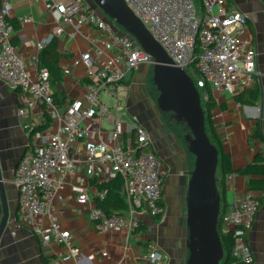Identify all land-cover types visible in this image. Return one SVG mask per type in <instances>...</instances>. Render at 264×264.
<instances>
[{"label": "built area", "instance_id": "obj_1", "mask_svg": "<svg viewBox=\"0 0 264 264\" xmlns=\"http://www.w3.org/2000/svg\"><path fill=\"white\" fill-rule=\"evenodd\" d=\"M126 1L165 48L174 64L187 71L195 61L201 87H205L202 101L209 98L207 85L212 93L216 89L234 92L240 74L244 75L242 83L245 86L253 82L254 75H259L258 47L249 33V16L228 7L227 0H202L204 12L196 0ZM48 5L60 14L64 22L74 27V36L84 25H91L104 33L102 38L94 39L92 48L83 51L75 60L76 64L85 66L87 91L82 97L60 104L54 97L49 70L40 67L32 73L28 69L13 43L15 27L9 21V0H0V78L12 88L29 94L34 104L42 107V115L47 113L50 118L49 130L44 135L40 134L39 141L27 149L15 169L19 218L30 224L39 235L52 233L55 241L65 249L63 261L82 264V249L74 243L70 230L62 228L54 219H51L47 230L35 220L42 212L51 213L52 198H62L60 190L64 186L65 175L74 167L75 159L71 154L74 143L86 139L82 161L88 176L95 175L99 166L106 163L114 171L113 178L118 174L123 177L129 212L125 215L108 214L103 208L93 206L90 216L99 231L135 229L139 224L136 212L142 207L154 216L163 217L162 186L166 174L163 157L149 147V133L136 115L132 116L133 136L126 143L121 142L126 131L125 122L100 98V93L106 92L119 109L130 92V74L145 65L154 64V57L131 34L118 29L111 19L86 0L67 3L49 0ZM61 31L62 27L56 34ZM44 46V41L39 43V49ZM38 59L36 56L35 61ZM65 71L69 72L68 69ZM19 113L24 115L26 110L20 108ZM95 118L112 124L107 127L99 123L95 127L94 131L100 137L98 142L90 139L92 127L86 125ZM106 134L113 143L105 138ZM106 193V189L99 190V197L103 199ZM77 200L87 204L89 193L85 190ZM259 204V197L248 192L241 199L227 203L224 212L220 213L223 229L234 233L235 254L244 264L254 263L247 232L255 221ZM146 261L147 264H166L157 248H151Z\"/></svg>", "mask_w": 264, "mask_h": 264}, {"label": "crops", "instance_id": "obj_2", "mask_svg": "<svg viewBox=\"0 0 264 264\" xmlns=\"http://www.w3.org/2000/svg\"><path fill=\"white\" fill-rule=\"evenodd\" d=\"M55 1L67 3L71 0ZM48 3L49 0H9V21L15 27L13 43L16 50L32 73L40 68L42 49H39V43L44 41L47 45L54 36L58 38L59 66L64 74L59 82L53 84L52 89L58 96L57 102L61 104L82 97L87 91L85 66L82 63L76 64L75 60L80 58L83 51L92 48L94 39L102 38L104 33L91 25H84L74 36V27L64 22L59 13L49 8ZM227 5L249 16L248 28L257 43L260 73L254 75L253 82L246 86L242 83L244 75L240 74L234 92L219 89L213 91L218 103L212 114L213 125L232 166V172L226 175L224 189L220 188L222 203L225 204L241 199L248 192L259 198L264 197V192L249 189V180L256 175L241 171L259 154L264 156V1L227 0ZM60 27L61 33L56 34ZM36 56H39L37 62ZM67 69L69 72L65 71ZM148 69V66H143L130 74V92L124 100V108L129 111L131 118L136 115L146 127L150 137L149 147L155 149L165 161L163 217L157 219L147 208L142 207L137 210L136 218L146 229L142 225V230L99 231L91 219L90 211L96 205L99 184L112 180L114 171L109 164L104 163L95 175L88 176L82 161L86 139L74 143L71 148L74 167L65 175L64 186L60 190L62 198H52L51 213L42 212L35 220L47 230L51 219L56 220L62 228L70 230L74 243L82 249V264H147L146 255L151 248H157L163 254L166 264L187 263L189 230L185 192L190 166L179 135L160 121L161 113L146 96L143 82ZM249 87L259 90L257 102L239 103L235 94ZM20 108H24L26 114L21 115ZM42 110L41 106L34 104L29 94L12 88L0 78V165L9 206V220L0 242V264H73L63 261L65 249L55 241L52 233L39 235L18 215L19 189L15 182V169L27 149L39 141L40 134L44 135L49 130V124L42 130H36L49 118L47 113L42 115ZM124 122L126 131L121 142L126 143L133 136V122ZM35 123L37 126L33 127ZM99 123L112 126L101 118L86 122L93 131L90 139L96 142L100 141V137L94 129ZM105 138L113 143L108 134ZM85 190L89 193L90 201L81 204L77 197ZM2 216L0 198V222ZM247 239L254 255V264H264V203L259 207L255 221L247 232ZM104 252L107 255H103Z\"/></svg>", "mask_w": 264, "mask_h": 264}, {"label": "water", "instance_id": "obj_3", "mask_svg": "<svg viewBox=\"0 0 264 264\" xmlns=\"http://www.w3.org/2000/svg\"><path fill=\"white\" fill-rule=\"evenodd\" d=\"M101 11L154 57L153 80L160 92L161 111L173 112L178 122L190 128L188 148L195 155V164L189 174L186 223L189 230L186 264H220L225 251L218 229L221 213V194L217 171L219 150L210 140L206 116L199 89L183 67L174 64L165 48L156 40L144 22L126 0H93ZM0 198L3 216L1 237L9 220V206L5 194L0 165Z\"/></svg>", "mask_w": 264, "mask_h": 264}, {"label": "trees", "instance_id": "obj_4", "mask_svg": "<svg viewBox=\"0 0 264 264\" xmlns=\"http://www.w3.org/2000/svg\"><path fill=\"white\" fill-rule=\"evenodd\" d=\"M264 1V0H263ZM199 3V9L204 12V7L202 4V0H197ZM58 38L54 36L51 41L42 48L40 54V67H46L50 72V80L53 84L59 82L63 78V71L59 66L60 52L58 50ZM198 51V46H197ZM196 51V52H197ZM188 73L191 74L196 72L199 74L195 61L191 64ZM192 71V72H190ZM196 84V83H195ZM197 86V85H196ZM200 94L203 93L205 87H198ZM206 88L209 91V98L206 101H202L203 110L206 116V129L210 140L217 146L219 150V164L217 171L218 185L219 190L224 189L226 175L232 172V166L229 156L222 149L221 139L219 138L215 126L213 125L212 114L213 111L217 108L218 103L217 100L212 93V90L207 85ZM55 100H59L58 96L54 93ZM259 98V90L256 87L245 88L243 91L235 94V99L239 103L246 104H255ZM46 123L43 126L36 127V130H42L44 126L49 124V118L46 119ZM242 172L256 175L250 178L249 180V189L260 190L264 192V156L259 154L254 161L249 164L246 168L241 169ZM100 190H107L106 196L101 199L99 196L96 197V206L103 208L106 213L113 214H127L129 212V203L126 198V194L123 188V177L121 175H117L115 178L108 182H102L99 184ZM221 194V214L224 212L226 205L224 202L222 203V190ZM264 197H260L259 207L264 203ZM164 207V202H163ZM165 209V208H164ZM157 219H160V216H156ZM142 223L139 222L138 226L135 228L141 229ZM223 222L221 216L219 217L218 229L221 236V240L223 243L225 255L220 264H244L240 260V258L235 254V236L232 231L223 229ZM143 229L146 227L143 225ZM142 230V229H141ZM254 264V263H251Z\"/></svg>", "mask_w": 264, "mask_h": 264}, {"label": "rangeland", "instance_id": "obj_5", "mask_svg": "<svg viewBox=\"0 0 264 264\" xmlns=\"http://www.w3.org/2000/svg\"><path fill=\"white\" fill-rule=\"evenodd\" d=\"M86 1L90 5L95 4L93 0H86ZM198 4L199 3L197 2V5ZM96 9L98 10L99 13H103L99 7L96 6ZM113 22L115 23V21H113ZM115 25L118 27V29L122 30L116 23H115ZM145 66H148V68H149L147 71L146 77H145L146 79L143 82L146 96H148V99L151 100L152 103L155 105L156 110L161 113L160 121L165 123L166 126H169V128H172L179 135L182 147L186 150V155L188 157L190 171H192L194 168V164H195V155L189 151L188 141L186 139L187 134H189L191 132L190 128L188 127V125L186 123L178 122L176 120V117H175L173 112H165V111H161L159 109L158 97H159L160 92L157 88V85L154 83V80H153L154 64H149V65H145ZM191 77L193 78L196 85L198 87H201V78H200L199 74L194 72L191 74ZM100 97L109 104L111 112H113V113L118 112L122 116V119L124 121H126L128 123L132 122L131 114L129 113V111H127L124 108L126 103L124 104V102H123L122 106L119 109H116L114 106L116 101H114L113 98L108 97L105 92H101ZM187 191H188V185H187V189L185 192V202H186V198H187ZM186 205H187V203H186ZM186 213H187V209H186Z\"/></svg>", "mask_w": 264, "mask_h": 264}]
</instances>
